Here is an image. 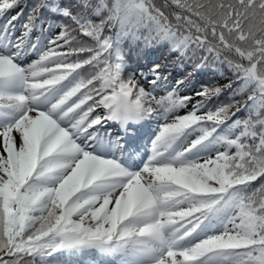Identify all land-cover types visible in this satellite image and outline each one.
Listing matches in <instances>:
<instances>
[{"label": "snow or ice", "instance_id": "snow-or-ice-1", "mask_svg": "<svg viewBox=\"0 0 264 264\" xmlns=\"http://www.w3.org/2000/svg\"><path fill=\"white\" fill-rule=\"evenodd\" d=\"M0 20V264H264V0H0Z\"/></svg>", "mask_w": 264, "mask_h": 264}, {"label": "trees", "instance_id": "trees-1", "mask_svg": "<svg viewBox=\"0 0 264 264\" xmlns=\"http://www.w3.org/2000/svg\"><path fill=\"white\" fill-rule=\"evenodd\" d=\"M24 3H30L31 0H23ZM13 15H15V13H13ZM4 23L3 20H0V25H2ZM19 21H17V28L19 29ZM36 35H40L39 32L36 33ZM48 38V33H45L44 34V37L43 39H47ZM166 51L165 52H155L153 53L149 58L147 59H142L140 61V67L137 68V72H144L145 73V78H151L150 75H149V68L151 67V65L153 63H164L165 62V58H166ZM32 58H35V56L33 55ZM174 76L175 78L179 79V75L174 73ZM211 77L209 75H205V76H196L195 80L193 81V84H195V86H199V83H204L206 82L207 80H209ZM171 83H174L173 80H170V84ZM145 87H149V85H145ZM192 87L191 85H189L188 87L184 88L182 90V94H191L189 92V88ZM165 93L160 91V92H157V95L160 96V95H164ZM152 119H160L159 117H154ZM161 120V119H160ZM161 122H163L161 120ZM182 146L179 145V149L181 148ZM53 264H79V262L77 260H72V261H68L67 259H59V260H56V261H53ZM85 264H90V262L88 261H85Z\"/></svg>", "mask_w": 264, "mask_h": 264}]
</instances>
